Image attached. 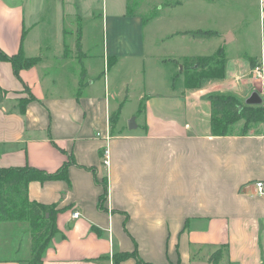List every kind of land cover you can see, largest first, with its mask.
I'll return each instance as SVG.
<instances>
[{
	"label": "crops",
	"instance_id": "0c3cea01",
	"mask_svg": "<svg viewBox=\"0 0 264 264\" xmlns=\"http://www.w3.org/2000/svg\"><path fill=\"white\" fill-rule=\"evenodd\" d=\"M222 2L182 16L188 0L169 1L147 16L130 0H0V48L38 59L19 75L0 60V167L62 172L28 186L57 209L41 264H264V128L215 134L209 97L261 87L264 0L259 45L242 50ZM200 29L216 34H182ZM101 45L98 75L88 60ZM220 49L223 68L193 65L211 76L189 87L186 59ZM32 243L29 221L0 222V264H30Z\"/></svg>",
	"mask_w": 264,
	"mask_h": 264
},
{
	"label": "trees",
	"instance_id": "16d2710c",
	"mask_svg": "<svg viewBox=\"0 0 264 264\" xmlns=\"http://www.w3.org/2000/svg\"><path fill=\"white\" fill-rule=\"evenodd\" d=\"M182 34H188L194 38H208L216 34L207 30H188ZM78 50L80 56L82 53L81 30L79 29ZM0 60L10 61L15 67V72L19 75V70L24 67L33 66L38 62L37 58H28L22 54L7 55L0 48ZM224 52L218 50L215 55L201 56L187 58L185 61V83L191 87H200L211 76L205 70H193V65L197 64L199 67L207 68L210 65H224ZM256 59L253 61L255 65ZM223 68V67H222ZM86 74L85 69L82 73L81 84L83 86V78ZM29 97L20 99L22 107L25 108L28 100L35 99L30 91ZM6 91L0 86V104L4 100ZM211 101L212 121L211 126L215 134H231L234 131V124L243 119L245 133L247 130V121H262L264 118V110L261 106H242L239 98L234 94L217 93L209 96ZM256 107V108H254ZM57 173L54 175L46 173L35 167H14L6 168L0 167V222L3 221H23L31 225V236L33 237L32 250L33 254L30 258V264H41L44 249L50 242L51 238L57 232L56 214L57 209L54 205L40 204L37 201L31 200L29 196L28 186L31 180H45L56 178ZM49 214V215H48ZM40 233V234H39ZM222 255V250L217 252ZM137 256V252L133 254L126 253L119 255V259L125 256ZM119 259L118 262L119 263ZM139 260V259H138ZM140 261V260H139ZM216 264V263H215Z\"/></svg>",
	"mask_w": 264,
	"mask_h": 264
},
{
	"label": "rangeland",
	"instance_id": "374dc122",
	"mask_svg": "<svg viewBox=\"0 0 264 264\" xmlns=\"http://www.w3.org/2000/svg\"><path fill=\"white\" fill-rule=\"evenodd\" d=\"M169 1L174 2L177 0H130L129 6H131L133 9H136L138 11L141 10L143 14H146L148 16L149 13H151L153 10H155L156 5H158V4L165 5ZM201 1L202 0H199V1L188 0L189 4H185L184 7H178V11H180V13H182V16H183L184 12L186 10H188L187 8L191 4H194L197 6V5H199V3H201ZM101 3H102V0H100V4ZM256 3L257 2H255V0H223V2H222L224 10L227 11L228 22H230L234 26H237V28H238L237 33L239 34V37H240L239 39L241 41V43L238 47L241 48V50H242V48L248 49L249 45L255 48V47H257V45H259V42H260L261 33H262L261 21L258 20L259 16H260L259 15L260 7H259V3H257V4ZM224 5L226 8L224 7ZM147 12H149V13H147ZM146 15H144V16H146ZM243 16H245V18L247 19L248 25L247 24H244V25L239 24V21H240V19H242ZM162 22H161V24H162ZM244 26L247 28H245ZM157 27H158V25H157ZM100 50H101V55H102V45L100 46V48H98V46H97V48L92 51L93 54H95V56H93L92 59L88 60V63L93 68L92 70L95 71L96 73H98V75L103 74L105 72L104 71L105 70L104 58L97 56L99 54ZM261 61H262V59H260L259 62H255L254 67L256 65L260 64ZM142 65H143V63L141 64V66ZM259 81L261 82V80H259ZM262 91H263V88L261 85V87L259 86L257 92L261 95ZM249 97H250V95L247 96L246 99H244V98L239 99L242 106H244V107L261 106V105L247 103V99ZM262 103H264V102H262ZM134 106H135L134 103H130L128 105V108L133 109ZM262 107L264 110V104L262 105ZM254 108H256V107H254ZM258 120L259 119L255 120V121H253V120L247 121L248 126L246 128V130H247L246 132H248L250 130L258 132V131H260L262 126L264 128V118L262 119V121H258ZM244 123H245V120H243V119L237 121L234 124L235 125L234 131L243 132V130L245 129ZM105 155H106V152H105ZM108 155L110 157V153ZM105 158H106V156H105ZM3 233H4L3 235H5V236H7L9 234L7 231H3Z\"/></svg>",
	"mask_w": 264,
	"mask_h": 264
},
{
	"label": "built area",
	"instance_id": "2783aa9c",
	"mask_svg": "<svg viewBox=\"0 0 264 264\" xmlns=\"http://www.w3.org/2000/svg\"><path fill=\"white\" fill-rule=\"evenodd\" d=\"M253 73L255 74L256 78L261 80L262 81V88H263V91L261 93L262 97H263V102H264V57L262 59V61L260 62V64L256 65L254 68H253ZM106 163L109 164L110 162V159H109V153H110V150L109 148L106 149ZM256 184H258V189H259V192L260 194L264 195V181H258ZM80 215V212L79 211H75L73 213V216L74 217H78Z\"/></svg>",
	"mask_w": 264,
	"mask_h": 264
},
{
	"label": "water",
	"instance_id": "95a60500",
	"mask_svg": "<svg viewBox=\"0 0 264 264\" xmlns=\"http://www.w3.org/2000/svg\"><path fill=\"white\" fill-rule=\"evenodd\" d=\"M262 102H263V97L257 91L252 92L250 94V97L247 99V103H249V104L260 105ZM129 127L130 128L136 127V119H135V117H133L129 121Z\"/></svg>",
	"mask_w": 264,
	"mask_h": 264
}]
</instances>
